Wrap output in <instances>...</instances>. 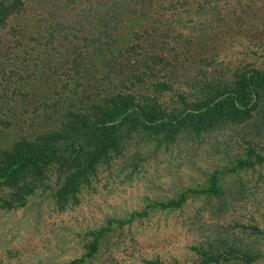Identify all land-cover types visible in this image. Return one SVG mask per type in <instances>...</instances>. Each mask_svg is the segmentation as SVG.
I'll use <instances>...</instances> for the list:
<instances>
[{"label":"rangeland","instance_id":"rangeland-1","mask_svg":"<svg viewBox=\"0 0 264 264\" xmlns=\"http://www.w3.org/2000/svg\"><path fill=\"white\" fill-rule=\"evenodd\" d=\"M117 1L125 9L123 23L111 27L109 40L133 48L122 51L120 65H114L109 76L128 70L127 58L158 55L169 66L164 72L157 67L152 76H142L144 84L166 79L172 90L190 92L205 74L226 77L244 65L264 69V0ZM89 2L28 0L12 23L32 28L45 17L56 23L67 16L72 21L71 32L80 38L93 26L87 21L94 19L91 4L95 0ZM84 15L83 23L74 21L75 16L83 19ZM36 43L43 39L1 41L0 147L20 132L36 130V120L31 122L28 116L34 114L32 93L38 90L33 64L46 70L45 76L53 72L64 77L74 71L73 66L49 62V46L41 53L43 46ZM59 47L64 48V43ZM85 49L81 58L76 57V69L86 61ZM68 53L63 54L75 57ZM102 79L107 83L106 77ZM96 80L101 82V77ZM161 99L166 106L175 100L170 91L162 92ZM246 132L240 126H226L198 137L178 134L173 142L158 145L132 135L122 155L97 167L89 183L80 188L75 204L57 209L49 188H38L23 206L0 208V264H198L196 248L213 246L218 238L257 253L250 263L229 260L220 264H264V162L221 174L223 193L218 198L190 196L173 210L146 206L147 201L166 200L188 188L205 186L215 169L231 167L236 157L244 156ZM6 192L0 187V197ZM144 209L146 213H141ZM110 220V228H105ZM100 228L105 230L96 252L82 259L89 232ZM75 259L81 262L71 263Z\"/></svg>","mask_w":264,"mask_h":264},{"label":"trees","instance_id":"trees-1","mask_svg":"<svg viewBox=\"0 0 264 264\" xmlns=\"http://www.w3.org/2000/svg\"><path fill=\"white\" fill-rule=\"evenodd\" d=\"M27 1L0 0V44L2 40L17 43L21 39H43V43L36 44L43 46L41 53L49 46L48 61L73 66L74 71L64 77L53 72L45 76L46 70L33 64L32 75L37 76L38 90L32 93L36 100L32 108L34 114L28 116L31 122L36 120V130L20 132L0 147V187L7 191L0 197V208L23 206L26 197L38 188H49V196L57 209L75 204L80 188L89 183L97 167L112 156L122 155L132 135L156 141L158 145L173 142L178 134L198 137L226 126H240L248 133V138L244 139V156L236 157L231 167L215 169L205 186L188 188L166 200L147 201L149 208L173 210L194 195L218 198L223 193L219 182L221 174L264 162V69L239 66L226 77L204 73L200 84L192 86L190 92L174 91L166 79L144 84L142 76H152V70L157 67L164 72L169 66L164 57L144 55L127 58L128 70L110 72L111 77L109 71L114 65H120L122 51L133 48L109 40L111 27L116 29L123 23L121 15L125 9L120 2L107 0L106 5L95 0L91 4L96 12L94 19L87 21L93 26L87 29V34L84 32L76 38L71 32V18L67 16L56 23L45 17L32 24V28L12 23L21 16ZM125 3V7L130 5ZM86 19L87 15L83 19L74 17L79 23ZM77 39L82 42L78 44ZM61 42L64 48L59 47ZM82 47H89L85 49L87 62L83 59V65L76 69V57L84 54ZM55 48H59L58 53L52 52ZM65 52L75 57L65 56ZM97 76L101 77V82L96 80ZM103 77L107 83H102ZM79 85L82 88L77 91ZM164 91L174 95L173 105H164L161 99ZM37 94H41L42 99L37 100ZM19 117L24 120L23 115ZM141 213H146L145 209ZM110 223L111 220L107 221L105 228H110ZM105 228L89 232L91 238L85 244L82 259L96 252ZM215 243L196 248L198 264H220L229 260L250 263L257 257V253L240 248L231 240L218 238ZM77 262L81 259L71 263Z\"/></svg>","mask_w":264,"mask_h":264}]
</instances>
